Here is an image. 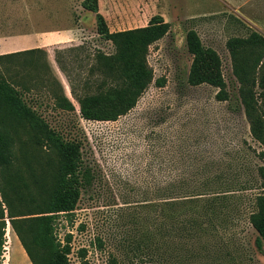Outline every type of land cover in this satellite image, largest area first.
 Listing matches in <instances>:
<instances>
[{
  "label": "rangeland",
  "instance_id": "obj_1",
  "mask_svg": "<svg viewBox=\"0 0 264 264\" xmlns=\"http://www.w3.org/2000/svg\"><path fill=\"white\" fill-rule=\"evenodd\" d=\"M81 1L0 0V45L23 37L26 42L7 46L22 48L48 33L57 35L52 46L1 59L0 79L14 86L47 128L80 147L89 182L80 188L71 214L53 221L55 241L63 243L70 235L69 263L78 264L83 249L87 264H105L109 254L120 264H264V250L254 247L256 234L247 222L252 199L260 193L256 168H264V149L251 139L235 102L237 84L224 47L228 38L251 31L264 36V0H97L110 32L143 27L153 15L169 24L146 55L161 86L150 84L113 122L82 119L73 99L96 90L98 78L90 73L94 53L113 51L96 34L94 16ZM188 30L218 55L229 101H216V89L208 85L185 83L191 60L184 44ZM64 93L73 110L64 109ZM4 122L18 168L0 166V264L10 259L24 264L14 251L12 237L17 238L1 198L4 192L15 215L27 214L28 197L38 200L29 175L42 180L45 197L54 159L29 143L24 124L15 130V124ZM21 157L28 169L20 167ZM15 173L19 181L12 184L26 185L18 191L21 201L4 184ZM216 195L227 197L217 202L220 214L212 220L218 235L184 226L190 219L200 221L201 200ZM22 242L32 263L43 264L30 239Z\"/></svg>",
  "mask_w": 264,
  "mask_h": 264
},
{
  "label": "trees",
  "instance_id": "obj_2",
  "mask_svg": "<svg viewBox=\"0 0 264 264\" xmlns=\"http://www.w3.org/2000/svg\"><path fill=\"white\" fill-rule=\"evenodd\" d=\"M80 6L93 14L96 34L104 41H108L113 51L109 55L94 53L90 73L98 78L96 90L93 94L73 95V99L77 103L78 113L82 119L113 122L134 107L137 99L150 84L161 86L162 80L153 79L146 55L148 47L168 33L169 24L164 22L161 16L153 15L143 27L110 32L102 15L98 12L97 0H82ZM184 44L191 58L185 83L189 86L208 85L216 89L214 95L216 101H229L221 75L220 59L216 52L204 47L193 30L186 31ZM224 47L229 56L231 74L237 84L235 102L242 109L251 139L264 149V36L251 31L246 37L228 38ZM35 51L38 49L22 52ZM13 54L18 52L0 55V60ZM62 100L64 109L73 110L66 99ZM6 119L15 124V130L18 128L16 124H24L29 143L34 147L46 149L54 159L51 183L45 197H43L42 180L36 175H29L38 202L33 197H28L31 208L28 209V205L23 211L27 214L15 215L8 196L3 192L1 202L5 203L9 227L30 264L33 263L22 242L23 237L29 238L37 247L43 264H70L67 259L70 253V235L64 236L63 243L55 241L53 221L60 214H71L80 188L84 183L89 182L85 169L81 167L80 147L73 141L62 140L47 128L45 123L24 105L14 86L0 79V166L3 168H18L17 162H14L13 140L4 122ZM260 156L263 155L260 154ZM23 160L21 157L20 167L24 166L28 169L27 163L25 164ZM256 175L260 193L252 199V210L248 214L247 222L256 234L254 247L257 250H264V168L257 167ZM16 178L19 181L16 173L13 178L6 177L4 184L7 191L16 200L21 201L18 191L26 185L21 184L22 187L13 185V180L15 181ZM226 198L225 195L203 198L201 200L202 214L199 215L201 220L190 219L183 223L184 226H188L192 232L200 231L218 235L219 232L212 220L220 214L217 202ZM20 205L23 206L22 203ZM0 220L3 226L2 210ZM2 232L3 227L0 229V248L3 242ZM96 242L97 247L101 248V241L96 240ZM84 256L85 250L81 249L78 264H87ZM105 264L120 263L109 254Z\"/></svg>",
  "mask_w": 264,
  "mask_h": 264
},
{
  "label": "crops",
  "instance_id": "obj_3",
  "mask_svg": "<svg viewBox=\"0 0 264 264\" xmlns=\"http://www.w3.org/2000/svg\"><path fill=\"white\" fill-rule=\"evenodd\" d=\"M117 31H114V32H117ZM56 36H57L56 34L55 35H51V34L48 33V34L44 35L42 38H40L38 43H35V42L28 43L27 42L28 46H24L22 48L7 49V46H11L14 43L26 42V39H24L23 37H18L16 39L18 41H12L9 44L7 43V44L0 45V55L11 54V53H14V52H20V51L29 50V49L30 50H32V49H40V48H46L48 46H52L53 44L58 43V41L55 39ZM47 51H48V49H47ZM64 96H65L64 99H66L67 97H66L65 93H64ZM12 240L14 242L13 243L14 251H16V252L18 251V257L20 259V262H21V259H22L24 264H30L29 260L27 259L26 255L24 254V251L20 247V245H19L18 241L15 239V237H12ZM3 249H5V247H3ZM5 251H6V249H5ZM3 256H5V253H3ZM3 263H4V260H3ZM8 264H11V259L9 260Z\"/></svg>",
  "mask_w": 264,
  "mask_h": 264
}]
</instances>
